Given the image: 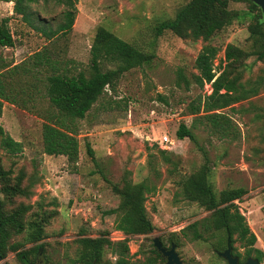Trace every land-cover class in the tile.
<instances>
[{
	"label": "rangeland",
	"instance_id": "374dc122",
	"mask_svg": "<svg viewBox=\"0 0 264 264\" xmlns=\"http://www.w3.org/2000/svg\"><path fill=\"white\" fill-rule=\"evenodd\" d=\"M14 1L0 0V22L8 19L14 40L13 47L0 48V59L12 66L50 45L44 36L13 12ZM188 1H77L72 29L53 49L67 65H74L76 70L87 67L98 27L152 54V58L149 63L124 73L116 92L105 94L86 117L78 121L79 158L75 168L68 165L63 156L43 153V120L38 115L3 102L0 124L23 145L22 153L12 158L0 149L3 165L6 169L12 168L14 174L20 168L28 174L35 172L40 182L29 202L34 210L57 211L45 229L43 240L45 258L51 264H70L75 257L74 241L82 231L89 237L106 231L111 242L125 238L114 228L115 217L105 214L119 203L110 185L119 184L123 177L134 183L148 179L155 186V191L148 194L145 201L155 229L151 234L128 238L131 261L143 262L154 238L169 245L167 239L174 235L176 251L186 264H225L212 247L216 236L210 237V232L203 231L200 240H191L189 231L187 237L181 234L192 223L210 215L209 211L184 199L176 183L180 176L191 174L205 161L210 167V183L217 193L241 187L246 190L247 193L235 202L249 230L256 236L254 247L264 254V92L233 105L232 109L221 110L232 119L234 136L219 137L202 118V111L197 115L189 114L190 105H196L199 98L203 100L211 93L210 84L203 83L200 88L192 78L198 73L194 64L205 42L157 30L161 22L172 19L178 8ZM30 7L52 28L62 21L65 10L55 0H40ZM228 8L238 11L239 17L209 41L219 49L213 59L215 75L221 72L219 62L224 65L225 47L228 44L243 47L248 36L250 13L247 4L231 0ZM245 63L250 67L243 70L244 80L264 74L263 63L254 62L253 58ZM31 104L46 107V103L36 101L26 106ZM180 123L191 129L195 141L176 138ZM165 135L172 144L161 147L160 139ZM85 143L93 149L95 162L87 155ZM156 149L180 158L177 176L170 173L171 164L165 163ZM24 237L25 233L17 235L11 243L22 242ZM233 247L244 255L245 248L238 242ZM105 258L114 261L111 252L106 253ZM5 262L20 264L13 252L6 256Z\"/></svg>",
	"mask_w": 264,
	"mask_h": 264
},
{
	"label": "trees",
	"instance_id": "16d2710c",
	"mask_svg": "<svg viewBox=\"0 0 264 264\" xmlns=\"http://www.w3.org/2000/svg\"><path fill=\"white\" fill-rule=\"evenodd\" d=\"M40 0H15L13 12L44 36L49 46L31 54L19 64L11 65L0 59V116L3 102L16 105L38 115L42 120L41 139L43 153L48 156H63L68 165L75 168L79 158L77 139L78 121L89 113L93 105L108 92L115 93L121 76L127 71L141 67L150 62L152 54L142 52L134 45L103 27L95 31L91 46L89 64L76 70L74 65H67L55 54L53 49L61 38L72 29L77 12L78 0H55L65 10L62 21L55 28L39 19L30 5ZM231 0H189L178 8L174 17L161 22L157 30H168L182 39L202 40L205 42L195 60L197 75H192L194 82L201 88L203 83L210 84L211 93L198 99L196 105H190L189 114L203 112V119L210 129L219 137L234 136L232 119L221 110L234 108L233 105L255 97L264 92V74L254 79H243V70L248 66L245 61L253 58L254 62L264 64V18L260 9L249 0L241 1L248 6L250 20L247 24L248 36L243 47L228 44L224 49L223 63L217 75L213 68V59L219 49L209 44L210 39L231 25L239 17L238 11L228 8ZM35 21V22H34ZM43 23V24H42ZM14 40L8 28V19L0 22V48L13 47ZM52 47V48H51ZM59 53V52H58ZM105 64L112 65L107 68ZM178 76L182 77L179 73ZM188 85L187 81L185 82ZM46 103L40 108L35 104L26 106L28 102ZM175 136L178 140L195 141L191 129L180 123ZM85 143L87 155L95 162L94 151ZM0 149L10 158L23 151L21 142L14 140L0 124ZM165 163L171 164L170 173L179 174L180 158L166 150L156 149ZM206 160V159H205ZM210 167L205 161L197 170L189 175H182L177 180V187L184 199L196 203L210 212L200 222H194L181 231L191 240H200L202 232H210L216 236L212 243L214 250L225 248L227 236L230 237L232 249L235 242L244 247L245 261L254 257L261 261L264 254L254 248L256 236L249 230L243 214L235 201H239L247 192L244 188L224 189L216 192L209 180ZM40 179L35 172L28 174L20 168L14 174L12 168L6 169L0 154V256L13 252L20 264L33 262L39 250H46L43 240L45 229L57 215L56 210L38 208L29 201L35 195L34 188ZM112 192L118 196L116 208L107 210L106 215H113L114 228L125 238L111 242L108 233L102 232L96 237H89L85 232L75 239V257L70 264H162L154 252L151 240L148 255L143 262L129 259L128 238L137 235L151 234L155 226L145 208L146 196L155 191V186L144 179L132 182L123 177L119 184L111 183ZM25 233L22 242L11 243V239ZM174 235L168 241L177 245ZM29 244L28 248L25 246ZM114 255L113 263L105 258L106 253ZM145 254V253H144ZM239 255L238 253H236ZM45 255V253H44ZM44 264H51L45 258Z\"/></svg>",
	"mask_w": 264,
	"mask_h": 264
},
{
	"label": "water",
	"instance_id": "95a60500",
	"mask_svg": "<svg viewBox=\"0 0 264 264\" xmlns=\"http://www.w3.org/2000/svg\"><path fill=\"white\" fill-rule=\"evenodd\" d=\"M252 3H254L261 11V15L264 18V0H249ZM153 246L160 252L163 253V255L166 257V263L165 264H182L180 261L177 253L174 250V245H171V248L168 251H165L164 248H162V243L159 240V238L153 239ZM217 255L220 258H223L226 261V264H238V257H232L231 255V247H230V237L227 236V242H226V249L222 252H217ZM0 264H6L4 263L3 258L0 256ZM244 264H258V260L249 257Z\"/></svg>",
	"mask_w": 264,
	"mask_h": 264
},
{
	"label": "flooded vegetation",
	"instance_id": "af4514ba",
	"mask_svg": "<svg viewBox=\"0 0 264 264\" xmlns=\"http://www.w3.org/2000/svg\"><path fill=\"white\" fill-rule=\"evenodd\" d=\"M226 242H227V239H226ZM173 243H171V242H169V245H164L163 243H162V248H164V250L165 251H168L170 248H171V245H172ZM174 245V250H175V252L177 253V255H178V257H179V259H180V261L182 262V264H186L184 261H183V259L180 257V255L178 254V252L176 251V245L175 244H173ZM230 247H231V255H232V257H238V264H244V262L249 258H247L245 261H242L243 260V257H244V255H241L240 253H238V252H236V251H234L233 249H232V246H231V240H230ZM26 248H28V247H26ZM255 248V247H254ZM153 249H154V252L151 254L154 258L157 256L158 257V262L159 261H163L162 262V264H165L166 263V257L163 255V253L162 252H160V251H158L154 246H153ZM226 249V245H225V248L223 249V250H221V251H215V253H216V255H217V252H222V251H224ZM257 249V248H256ZM260 250V249H259ZM236 253H238L239 255H237ZM218 256V255H217ZM219 257V256H218ZM251 258H254V259H256L255 257H254V255H252V256H250ZM223 259V258H222ZM3 260H4V263H6L5 262V258H3ZM224 260V259H223ZM45 261H46V259H45V255H44V252L40 249L39 250V253H38V256L36 257V259L33 261V262H31V263H27V264H44L45 263ZM225 261V260H224ZM7 264V263H6ZM225 264H226V261H225ZM258 264H264V261L263 260H261V261H258Z\"/></svg>",
	"mask_w": 264,
	"mask_h": 264
},
{
	"label": "built area",
	"instance_id": "2783aa9c",
	"mask_svg": "<svg viewBox=\"0 0 264 264\" xmlns=\"http://www.w3.org/2000/svg\"><path fill=\"white\" fill-rule=\"evenodd\" d=\"M160 143H161V145H160L161 147L163 145H165V144H168V145H171L172 144V142L170 141V139L166 135L163 136V137H161Z\"/></svg>",
	"mask_w": 264,
	"mask_h": 264
}]
</instances>
